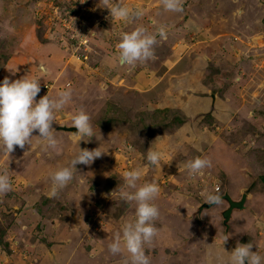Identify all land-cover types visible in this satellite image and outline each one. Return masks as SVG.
Returning a JSON list of instances; mask_svg holds the SVG:
<instances>
[{
	"label": "rangeland",
	"instance_id": "1",
	"mask_svg": "<svg viewBox=\"0 0 264 264\" xmlns=\"http://www.w3.org/2000/svg\"><path fill=\"white\" fill-rule=\"evenodd\" d=\"M119 2L142 10L130 0ZM238 6L223 5L216 11L219 35L214 40H189L176 54L170 51L171 56L166 46H154V57L171 62L180 57L182 63L190 59L195 61L193 70L202 72L200 84L190 92L174 87L173 97L184 93L197 104L186 103L183 109L182 102L173 103L165 110L170 100L163 87L161 97L154 96L151 104L130 108L126 103V91L138 71L148 81L146 87L135 83L140 90L152 91L158 81L146 71L149 60L135 68L122 66L120 73L110 71L109 32L117 34L121 22L111 18L100 0H0V83L6 77L38 78L37 101L72 92L52 125L59 141L56 148L33 139L24 149L15 147L9 157L0 149V174L8 169L12 183V190L0 196V264H130L126 250L113 255L108 245L124 223L136 219V202L127 201L121 191H130L123 187V173L138 167L144 168L138 186L156 182L161 188L152 201L160 213L154 222L158 234L144 246L150 264H220L225 258L220 251L224 235L229 237L222 245L227 253L238 244L251 243V251L264 264V58L252 60V50L263 44L264 0H239ZM148 21L145 25L150 27ZM163 39L158 37V43ZM79 54L88 56L85 64L77 61ZM187 65L188 61L182 68ZM173 75L170 84L179 79V74ZM118 78L126 80L116 85ZM108 82L114 84L110 90ZM211 96L218 108L212 114ZM119 108L124 111L118 113ZM81 109L91 117L97 135L99 130L100 140L77 143L72 133L57 131L72 127ZM77 147H100L104 153L90 165H76L73 180L51 196V174L69 164ZM150 148L161 154V167L148 164ZM196 157L209 158L212 167L193 178L185 164ZM224 158L233 163L229 170ZM236 173L245 180H236ZM213 191L235 201L246 194V213L235 211L225 226L221 215L227 204L208 208L205 203L203 194Z\"/></svg>",
	"mask_w": 264,
	"mask_h": 264
},
{
	"label": "clouds",
	"instance_id": "2",
	"mask_svg": "<svg viewBox=\"0 0 264 264\" xmlns=\"http://www.w3.org/2000/svg\"><path fill=\"white\" fill-rule=\"evenodd\" d=\"M184 0H160L163 9L168 12H181ZM100 6L106 8L111 18L117 22L130 23L144 15L140 9L133 10L122 5L119 0H100ZM157 37L150 34L143 26L135 27L130 32L120 34L117 60L120 66L135 68L138 64L147 62L154 57V46ZM112 52V51H111ZM44 71L43 68L40 69ZM110 84V83H107ZM107 84H105L107 86ZM41 91L40 79L25 76L21 79L10 81L7 77L0 83V149L9 157L15 151V147L24 149L30 146L33 139L45 142L46 147L56 148L59 141L56 138L57 132L52 125L56 115L71 101V89L61 91L56 99L48 95L41 97L38 101L36 97ZM72 127L77 131L70 134L75 137L77 143L90 142L92 137L101 139L93 130L91 117L82 109L72 118ZM38 133L33 136V133ZM78 148V147H77ZM104 152L99 148L94 150L79 149L78 154L69 162L67 166L60 168L51 174V196L68 186L77 173L76 165H90ZM148 164L161 167L162 156L159 152L151 148L147 151ZM146 167V166H145ZM212 162L206 157H196L187 161L185 168L190 177L203 176L205 169L211 168ZM7 169L0 174V196L6 195L12 190V183ZM144 175V168H134L123 173L124 188L121 195L127 201L136 202V219L133 222H126L121 229L114 234L113 242L108 245L111 254H118L126 250L130 255V264H150L149 257L145 253L144 246L151 244L153 238L158 234V229L154 222L159 218V209L152 203L161 193V188L156 182L144 183L138 186V181ZM205 203L219 206L224 200L218 192H206L203 194ZM224 195V194H223ZM229 237L224 235L220 245V251L224 254V259L220 264H261L262 257L257 252H252L253 245L238 244L229 254L222 245Z\"/></svg>",
	"mask_w": 264,
	"mask_h": 264
},
{
	"label": "crops",
	"instance_id": "3",
	"mask_svg": "<svg viewBox=\"0 0 264 264\" xmlns=\"http://www.w3.org/2000/svg\"><path fill=\"white\" fill-rule=\"evenodd\" d=\"M130 1L138 4L139 5L138 7L142 9L144 15L140 17L139 19L133 20L130 23H125L126 24L125 27L122 26V28H124L125 30L129 26L131 27L128 30L130 32L134 29V26L135 27L143 26L148 30L150 34L156 36L157 38L160 36L164 37L165 39V40L163 39L164 42L160 44L158 43L160 42V40H158L156 42L158 44L155 45V48L158 50H161L163 49V47L166 46L167 52H168L166 54H170V56H171L170 51L173 52L172 53L173 55L176 54V49L182 48L185 45L190 44L188 42L189 40L198 39L200 41H209V40L216 39V37L219 35V33L217 35L219 27L217 24L214 25L215 22H217V19L215 17L216 11H220L223 5L225 8L231 7V9L233 8V6L239 7L238 6L239 0H228V2H225V3H223L222 0H184L183 10L181 12H168L163 9V6L160 4V0H130ZM233 16H234L233 17V20H234L236 16L234 14ZM148 19L151 21L152 23L151 26H153L154 29L151 26L147 27L145 25L147 24V22H149ZM121 23H124V22H121ZM132 24H133V27H132ZM261 40L264 44V36H261ZM167 41L169 44L167 43ZM263 44L260 43L257 45V47H263ZM109 49H110V46H109ZM164 60H165L164 58L154 57L147 62L146 71H148L147 72L148 75L152 74L153 79L155 78L156 81H158V86L156 87L154 86L153 89H151L152 91H148L146 90V88L144 90L143 89L140 90L139 88H137L138 84H135L138 81V82H142V86L144 87L148 86V81L146 80L147 78L144 77L143 72L138 71V73L135 74L137 76H134L132 78V81H131L132 86H130V89L126 91L129 93H127L128 94L127 102L125 101L126 103L130 104V108H133L134 105L137 103H140V105L141 104L143 105V103H146V102L150 104L152 102H155L154 96L161 97V95L163 94L162 87L166 89L165 91L166 99L168 97L170 100L165 110H170L171 108L170 106H172L173 103L176 104V103L182 102L183 105L181 106L183 107V109H185V107L187 106L186 103L197 104V102H195L196 99L189 97L188 95H184V93H178L179 94L178 97H175V96L173 97V95L175 94L174 87H176L175 85L177 84L179 85V87H182L183 89H187L188 92H190V88L193 85H196L198 83L200 84L201 81L199 82L200 78L198 77V73H202V72L200 70L199 71L193 70V67H194L193 65L195 61H191L190 59H188L187 60L188 65L186 66V68L185 67L182 68V65H185L187 61L185 60L182 63L180 57H173L172 61L174 62H171V60L169 59L165 61ZM107 61L111 65L110 71H114L117 73L119 71L120 73V71L124 70L123 69L124 66L122 67L118 63L117 54L112 53V56L108 57ZM166 61L167 63L165 64ZM189 72H193L194 74H197V76L191 79L189 75L187 76ZM172 74L174 75L179 74V79L171 82L170 84L169 81H171L170 77L172 76ZM117 76L120 77V74L119 75L117 74ZM125 80L122 78H118L116 81L117 82L116 85H122L125 82ZM162 81H164V84L161 83ZM108 83H111V84H107L106 90H110L111 88L110 86H114L112 82H108ZM108 93H111V92H108ZM196 93L197 92H195V94ZM150 95H152L153 99H148V96ZM214 101H215V97L211 96V103H210L211 106H210V112H209L211 114L212 112H214V110H216L215 108H217L214 105ZM203 104H205V102H202L200 106H202ZM227 154H229V152ZM222 163H224L227 169L230 164L233 165L230 159H225V158ZM242 163L247 164V166H253L252 162L244 161ZM239 177L242 178L240 174L236 173V180ZM242 179L245 180V178H242ZM248 182L249 183L252 182V178ZM247 203H248V197H247L246 204ZM239 213L240 214L246 213V206L244 210ZM233 214L234 213H232V215ZM246 216L247 215L245 214V217Z\"/></svg>",
	"mask_w": 264,
	"mask_h": 264
},
{
	"label": "water",
	"instance_id": "4",
	"mask_svg": "<svg viewBox=\"0 0 264 264\" xmlns=\"http://www.w3.org/2000/svg\"><path fill=\"white\" fill-rule=\"evenodd\" d=\"M57 131L67 132V133H75L77 131V129L74 127H58ZM222 199L227 204V208L224 210V212L221 215L223 220H224L223 221L224 225L226 226L232 217V213H234L235 211H243L244 210L245 204L247 201V195L243 194L239 201H235L230 197L229 194L226 193V194L222 195ZM211 206H213V205H207L208 208H210ZM204 207H202V208H204Z\"/></svg>",
	"mask_w": 264,
	"mask_h": 264
},
{
	"label": "built area",
	"instance_id": "5",
	"mask_svg": "<svg viewBox=\"0 0 264 264\" xmlns=\"http://www.w3.org/2000/svg\"><path fill=\"white\" fill-rule=\"evenodd\" d=\"M121 28H122L121 23H118V27L116 30L117 34L113 30L111 32H109V38H110L111 44H112V47H110V50L114 54L118 53V49L116 48V45L119 43ZM114 40H118V43H116ZM252 52H255L253 54L252 60H254V61H256L257 59L260 60L261 56H262V58H264V47H257V49L252 50ZM246 58L249 59V57H246ZM77 61H80L82 64H85L88 61V56L86 54L85 55L79 54V57H77ZM95 75H97V74L95 73Z\"/></svg>",
	"mask_w": 264,
	"mask_h": 264
},
{
	"label": "trees",
	"instance_id": "6",
	"mask_svg": "<svg viewBox=\"0 0 264 264\" xmlns=\"http://www.w3.org/2000/svg\"><path fill=\"white\" fill-rule=\"evenodd\" d=\"M108 94V93H107ZM113 96V94H110V97H108V99L109 98H111ZM110 100V103H113V101H114V103H113V105L112 106H115V100H113V99H109ZM118 106V105H117ZM124 108V107H123ZM122 111H124V109H120L119 108V110H118V113H120V112H122ZM118 113H117V116H118ZM141 114V113H140ZM142 114H144L143 112H142ZM108 115H109V113H108ZM114 115V114H113ZM111 120V119H110ZM113 121H115V119H113ZM116 122V121H115Z\"/></svg>",
	"mask_w": 264,
	"mask_h": 264
},
{
	"label": "flooded vegetation",
	"instance_id": "7",
	"mask_svg": "<svg viewBox=\"0 0 264 264\" xmlns=\"http://www.w3.org/2000/svg\"><path fill=\"white\" fill-rule=\"evenodd\" d=\"M239 201V200H238ZM213 207V206H212ZM227 206H225V208H226Z\"/></svg>",
	"mask_w": 264,
	"mask_h": 264
},
{
	"label": "bare ground",
	"instance_id": "8",
	"mask_svg": "<svg viewBox=\"0 0 264 264\" xmlns=\"http://www.w3.org/2000/svg\"><path fill=\"white\" fill-rule=\"evenodd\" d=\"M237 231V230H236Z\"/></svg>",
	"mask_w": 264,
	"mask_h": 264
}]
</instances>
